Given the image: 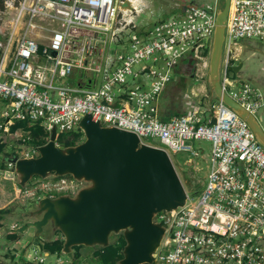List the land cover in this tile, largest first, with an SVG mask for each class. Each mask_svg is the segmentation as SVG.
<instances>
[{
    "label": "built area",
    "instance_id": "1",
    "mask_svg": "<svg viewBox=\"0 0 264 264\" xmlns=\"http://www.w3.org/2000/svg\"><path fill=\"white\" fill-rule=\"evenodd\" d=\"M139 6V0H23L9 41L0 49V95L10 102V108L2 114L6 121L0 124V140L10 133L15 121L26 120L40 123L48 140L56 126L55 142L61 145L60 134L83 131L79 122L86 114L104 126L132 131L144 142L159 139L173 153L199 154L192 141L208 140L212 144L210 172L199 195L194 197L188 192L184 206L162 211L154 218L167 228L155 253L157 263L264 264V147L254 132L221 100L210 106L208 118L192 111L163 119L156 105L173 78L172 70L186 55L203 61L208 68L218 2L187 4L182 12L156 22L145 36H132L126 52L115 53L110 47L107 52H99L98 61L91 58L96 50L94 41L102 37L86 40L80 38V33H106L112 29L109 40H116L119 28L114 24L122 20L130 24L129 11L141 12ZM24 15L28 20L24 30L18 32ZM44 20L57 21L61 28L50 29L49 43L42 50L31 33L43 28L38 21ZM16 33L20 36L14 39ZM74 34H80L81 42L70 45ZM243 39L264 42V0H231L221 68L223 89L256 114L264 106V91L230 75L236 45ZM41 53L50 61L49 67L39 62ZM88 56L102 77L98 87L58 84V79L83 67ZM149 60L160 64L147 67L144 63ZM116 61L118 64L112 68ZM136 65L141 66L138 72ZM139 76L149 79V83H135ZM22 150L25 157L38 155V145ZM5 165L10 168L5 172L14 174V164ZM41 181L33 183L34 189L25 186V193L72 195L80 187L71 175ZM18 226L15 223L11 228L14 231Z\"/></svg>",
    "mask_w": 264,
    "mask_h": 264
},
{
    "label": "water",
    "instance_id": "2",
    "mask_svg": "<svg viewBox=\"0 0 264 264\" xmlns=\"http://www.w3.org/2000/svg\"><path fill=\"white\" fill-rule=\"evenodd\" d=\"M217 2L208 84L212 95L244 119L264 147V127L258 117L222 87L221 68L231 0ZM124 6L128 7L129 3L125 2ZM189 61L196 67L193 56ZM242 65L231 66V70L237 72ZM79 126L85 139L76 145L57 144L54 126L49 140L38 147V155H3V159L14 164L23 187L36 176L45 179L71 175L86 182L74 195H43L37 199L31 211L36 219L20 225L18 232L33 228L30 246L41 250L39 239L45 228L51 226L54 233L62 235V253L70 258L74 256V246L107 247L112 243L110 236L117 233L126 241L117 264H158L155 253L167 228L154 218L162 211L184 206L188 197L170 153L164 147L142 141L132 131L104 126L91 114H86Z\"/></svg>",
    "mask_w": 264,
    "mask_h": 264
},
{
    "label": "rangeland",
    "instance_id": "3",
    "mask_svg": "<svg viewBox=\"0 0 264 264\" xmlns=\"http://www.w3.org/2000/svg\"><path fill=\"white\" fill-rule=\"evenodd\" d=\"M194 0H148V3L146 6H139L142 10L141 12H136L135 10L129 11L131 14L130 17H127V20L130 21V24H126L125 21L122 20V23H115L114 27L119 28V33H117V37L119 35L121 37H125L127 35L129 37V34L133 33V36L140 31L139 20H145L148 23L145 25V28L149 27L152 28L154 23L157 22L159 18H168L172 16L174 10L176 8H180V6L183 4L182 2H185V4H190ZM200 1V0H198ZM205 1H211L214 3V0H204ZM6 8H8V0H0V49H2L9 41L11 30L13 28V22L16 19V16L14 17V21L10 23L9 15L6 13ZM174 15V14H173ZM48 21V20H47ZM152 26V27H150ZM55 28V27H53ZM148 29V28H147ZM18 31V29H17ZM22 31V29H21ZM137 31V32H136ZM81 34V35H80ZM80 34L77 35H71L70 36V45L74 44V41H77L78 43L81 39L86 40L91 37H97L101 36L102 39L98 42L94 41L96 45V50L92 52L90 55L91 58H96L98 61L99 52L105 51L107 47L109 48V45L111 44V39L109 40V34H106L104 32L98 33V32H92L89 30H83ZM52 35V32L49 34V36ZM80 35V38L78 37ZM20 35L16 33L14 39H17ZM49 37L46 42L49 43ZM240 42V41H239ZM255 42L256 44L262 45L264 47V42H260L258 40H248V44ZM125 45V43H123ZM13 46L15 47V42L13 43ZM252 44H249L248 46H243V50L240 56L241 62L244 63V71L249 74H255V73H261L264 72V50L262 52H258L256 48H254L255 53L252 52ZM72 48V47H71ZM196 70V75L198 79L201 81H205L206 91L208 92V84H207V71L208 68H206L203 64V61L197 62L196 67L193 68V70ZM90 72L92 77H94L93 73L94 70H91ZM96 72V71H95ZM174 78L177 76L175 74L174 69L172 70ZM234 71H231V75H233ZM59 81V79H58ZM197 82V79L191 78L189 80V87H188V94L190 96L194 97V93L192 92V88L194 87L195 90H198L201 88L202 82ZM203 94L198 93L196 100H199V102H202L203 100ZM206 104L208 103L207 98H204V101ZM0 105H1V99H0ZM13 136H9L7 138V142L12 139ZM6 139V137L4 138ZM85 139V136L83 137ZM82 139V140H83ZM146 140V143L158 146V147H164L165 146L159 141V139L150 138V139H144ZM193 145L196 149L199 150V154L194 153L193 151H182L178 153H173L171 151H168L170 153V156L174 162V165L176 166V169L180 175V178L182 182L184 183L186 189L188 192L193 195L194 197H197L200 193V191L203 189L209 172H210V155H211V148L212 144L208 140H199V141H192ZM16 149L18 147L16 146ZM16 149L7 147L6 151L7 153L13 154ZM203 150V151H202ZM25 157V156H23ZM1 160V159H0ZM1 164V163H0ZM8 168L5 164L3 166H0V213L2 212V209L9 210L8 213L2 214V221L0 223V261L3 262L4 259H6L5 255L8 254H18L15 260H10L9 264H16V260L19 262L18 264H23L25 261H31L30 263H42L40 262V258L44 261L43 253L47 255L45 258V262L43 264H51L53 261L56 260L55 255H48L46 251L38 250L35 246L31 247V242L33 239V235L35 230L33 228H28L24 233L18 232V239L13 241H9L6 237V232L13 231L11 226L15 223L22 225L26 221H34L36 217H33L31 215V211L36 206V200L42 197L43 195H48L45 191H39L36 193H33L32 195H27L25 193V187L21 186L20 188V180L17 179L18 176L15 174H12L9 172H5ZM9 175L6 177V175ZM17 176V177H16ZM69 176V175H68ZM52 177V176H51ZM42 178H32L27 184L26 188H31L33 183L37 181V183H41ZM86 182H80V187L84 186ZM29 189V190H31ZM74 195V193L72 194ZM18 226V227H19ZM15 230H18V228H15ZM62 237L60 232L54 233L52 231V227L48 226L45 228L44 232L42 233V236L40 238V245H42L46 240L45 239H52L55 237ZM121 234L114 233L112 236H110V241L113 243L115 242ZM10 244V245H9ZM15 246V247H14ZM10 247V248H9ZM99 245L94 246H87L82 245L80 248V259L78 260L79 264H99L97 258L94 256V251L97 250ZM7 252H9L7 254ZM17 252V253H16ZM31 255L33 258L37 257L38 261H35L34 259H29L28 256ZM64 256V259H58V261H61L63 264H68L70 259H73L68 257L66 254H62ZM56 262V263H57ZM3 264V263H1Z\"/></svg>",
    "mask_w": 264,
    "mask_h": 264
},
{
    "label": "crops",
    "instance_id": "4",
    "mask_svg": "<svg viewBox=\"0 0 264 264\" xmlns=\"http://www.w3.org/2000/svg\"><path fill=\"white\" fill-rule=\"evenodd\" d=\"M22 1L23 0H8V8H6V13L9 15V18L11 19L10 23L14 21V17L17 15V12L20 8ZM139 1H140V5H142L144 7L148 3V0H139ZM197 1L198 0H194L192 3H195V2L197 3ZM206 2L207 1L204 2V0H202V2H199V3H200V5H203ZM183 10H184V7L180 6V8L178 7L174 10L175 13H173V14H178V13L182 12ZM23 17L24 18L19 23L18 32H22L24 30L25 25H26L25 22L28 20L27 15L26 16L24 15ZM161 19H165V18H159L157 20V22ZM38 22L40 23L39 24L40 26L41 25L43 26V28H41L42 30L41 29H35L32 31L31 34L34 38H36L38 40V42L40 43V46L42 47V50H43V49H45L46 45H48V41L46 42L45 40H47V37L51 33L50 29L53 27H55V29H59V28H61V24L57 21H47V20L38 21ZM147 23L148 22L145 20H139L138 25L141 26L140 27L141 29L138 32L136 31L137 32L135 34L136 36H145L146 32L150 29L149 27H147L148 29L145 28V25ZM150 27H152V26H150ZM21 29H22V31H21ZM109 31L110 32H106V34L112 33V29ZM133 33L134 32L129 34V37L127 35H125L124 38L119 35V37H117L116 40H113L111 42V44L109 45V48L111 47V49L115 53L122 52V51L126 52L127 48H128L129 39L133 36ZM248 40H255V39H243L240 42H238V44L236 45L237 56L233 62V66L238 65L240 63H242L243 65L237 72L234 71L232 77L236 78V79L241 77L242 79H245L247 81H250V82L256 84L257 86L262 88V90L264 91V72L255 73V74L246 73L244 71V63L241 62V60H240V56H241V53L243 50V46H248L249 44H252V46H254L251 49L253 53H255L254 48H256V50H257V47L259 49V50H257L258 52H262L264 50V47H262V45L256 44L255 42L248 44ZM123 43H125V45ZM107 50H108V47H107V49L105 47L104 52H107ZM190 57H192V55H190V54L186 55L174 67V72H175V74H177V76L174 78V75H173L171 82H169L167 84V87L165 88V90L162 92V94L158 97V99L156 101V105L158 108L159 115L163 119H167L173 115H181V114L189 113L192 111H197L204 118H208V115L211 113L209 110L210 106L213 103L218 102V99L212 95V90L208 84V80H207V84H208L209 91L207 92L206 86L204 83L205 81H201L200 79H198L197 76H195L197 73L196 70L195 69L193 70L192 66H190L189 69L186 67V65H187L186 60ZM87 60H88V62L86 61L83 67L75 68L73 73L69 77L60 78L58 81V84H68L69 86L74 87V88H76V87H78V88H95V87H98L102 82L101 74L98 72H95L92 64L89 61V56H88ZM102 60H103V57H102ZM39 62L41 64H43L44 66H47V67L50 66V61L47 59V56L43 53H41V56L39 58ZM117 64H118V61H116L113 64L112 68H114ZM155 64H160V61L155 62L153 60H149V61H146L144 63V65H146L147 67L153 66ZM140 69H141L140 65L135 66V71L138 72V71H140ZM91 70H94V73H93L94 77H92V75H91V73H92V72H90ZM230 75H231V73H230ZM206 77H207V75H206ZM191 78L197 79V82H200V81L202 82L201 88H199L198 90H195L194 87L192 88V92L194 93V97L190 96V94H188V91H187L188 87H189L188 82ZM2 79H4V77H2ZM207 79H208V77H207ZM141 82H143V83H145V85H147L149 83V79L144 78V76L137 77V80L135 81V83H141ZM198 93L203 94V96H202L203 99H201V100L204 101V98H207V101H208L207 104L203 101L199 102V100H196ZM0 99H1V105H0V124H1V123H5V121H6V119L2 116V114H3L4 110L6 111L10 108V102L8 101V99L3 98L1 95H0ZM255 115L258 117L259 121L261 122V124L264 127V106H262L256 112ZM29 124L31 125V124H35V123L29 122ZM9 136H13V137H12V139H10V141L7 142V138H9ZM5 137H6V139H4ZM47 137H48V134H47ZM47 137H46V139L48 141ZM23 138L26 140V142L23 141ZM29 139H30L29 132L24 130L23 128H19L14 132L12 130H10L9 134L4 135L2 140H0L1 143H3V142L6 143L5 148H4L5 149L4 152L0 153V157L2 160L1 163L6 164L8 162L6 159H3V155L7 153V152H5L7 147H11V148L16 149V146H17L18 149H16V151L13 154H15L19 157H23V154L21 153L23 151L22 148H26L29 145H33V144L28 142ZM40 145H43V144H39L38 147ZM2 214L3 213H0V223L2 221ZM10 233H13V232L12 231L6 232L5 235L7 238H8L7 235ZM55 238H58V236ZM8 240L12 242V240H10L9 238H8ZM45 240L48 241L47 239H45ZM8 253L9 252H7V254ZM17 256H18V254H16V255H14V254L5 255L6 259H4L3 262L0 261V264L1 263L9 264L10 260H15ZM43 256H44V259L46 260L45 257L47 255L45 254V252L43 253ZM55 256H56V260L53 261L51 264H57L56 262L59 258L64 259L63 255H55ZM28 258L29 259L31 258V259H34L35 261H38L37 257L33 258L31 255H29ZM45 260L43 261L40 258V262H42V263L45 262ZM28 262H31V261L27 260L23 264H28ZM70 262L71 261H69L68 263H70ZM18 263L19 262L16 260V264H18Z\"/></svg>",
    "mask_w": 264,
    "mask_h": 264
},
{
    "label": "trees",
    "instance_id": "5",
    "mask_svg": "<svg viewBox=\"0 0 264 264\" xmlns=\"http://www.w3.org/2000/svg\"><path fill=\"white\" fill-rule=\"evenodd\" d=\"M199 2H202L200 0ZM198 1L196 4H200ZM183 4L181 7L187 5L185 2H182ZM205 4V3H204ZM209 54V51H207V55ZM19 128H23L24 130L28 131L30 134V139L28 140L29 143L33 145H39V144H44L47 142V132L45 129L40 125V123H35V124H29L28 121L26 120H19L16 121L12 127L11 130L14 132ZM84 133L81 130L78 131H71L69 133H62L58 137L59 143L64 146H72L76 145L82 141ZM83 139V140H82ZM6 143H1L0 142V153L4 152ZM8 156L10 153H6ZM4 163H1L0 166H3ZM37 178H40L36 176ZM35 177V178H36ZM21 188V186H20ZM22 189V188H21ZM201 192V191H200ZM3 213H8L10 212L9 210L2 209ZM18 230L12 231L13 233L8 234V238L10 240H17L18 239ZM40 243V241H39ZM126 241L124 237L121 235L115 242L111 243L107 247H102L99 246L97 250L94 251V256L97 258L99 264H117L118 260L122 258V251L123 247L125 245ZM42 251L49 252L50 255H62V248H63V239L60 237L58 238H53L52 240L45 241L42 245ZM82 245H77L73 247V259H70L71 262L68 264H79L78 260L80 259V248ZM28 264H43V263H30ZM58 264H63V263H58Z\"/></svg>",
    "mask_w": 264,
    "mask_h": 264
},
{
    "label": "flooded vegetation",
    "instance_id": "6",
    "mask_svg": "<svg viewBox=\"0 0 264 264\" xmlns=\"http://www.w3.org/2000/svg\"><path fill=\"white\" fill-rule=\"evenodd\" d=\"M186 62H187L186 67L189 69V67L192 66L191 63H190V61H189V58L186 60ZM188 64H189V65H188ZM192 67H193V66H192Z\"/></svg>",
    "mask_w": 264,
    "mask_h": 264
}]
</instances>
